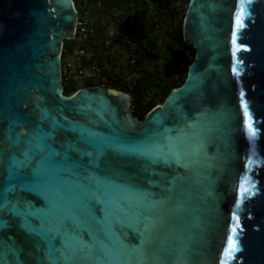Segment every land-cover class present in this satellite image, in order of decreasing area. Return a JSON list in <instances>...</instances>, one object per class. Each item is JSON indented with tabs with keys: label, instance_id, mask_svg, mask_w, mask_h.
<instances>
[{
	"label": "water",
	"instance_id": "1",
	"mask_svg": "<svg viewBox=\"0 0 264 264\" xmlns=\"http://www.w3.org/2000/svg\"><path fill=\"white\" fill-rule=\"evenodd\" d=\"M77 17L0 0V264H264V0H189L194 58L142 119L125 90L63 93Z\"/></svg>",
	"mask_w": 264,
	"mask_h": 264
},
{
	"label": "trees",
	"instance_id": "2",
	"mask_svg": "<svg viewBox=\"0 0 264 264\" xmlns=\"http://www.w3.org/2000/svg\"><path fill=\"white\" fill-rule=\"evenodd\" d=\"M80 3L74 0L78 15L86 13L91 23L100 25L94 41L77 36L63 40L62 61L65 51H86L78 59L86 73L65 82L63 93L70 95L81 87L99 85L125 90L132 97V113L144 118L184 81L194 58L193 46L185 43L182 35L189 0H88L87 9L79 7ZM107 23L134 32L132 48L139 56L133 63L126 57L130 46L115 38L109 44L104 42Z\"/></svg>",
	"mask_w": 264,
	"mask_h": 264
},
{
	"label": "built area",
	"instance_id": "3",
	"mask_svg": "<svg viewBox=\"0 0 264 264\" xmlns=\"http://www.w3.org/2000/svg\"><path fill=\"white\" fill-rule=\"evenodd\" d=\"M88 6V0H81L79 7L87 9ZM76 12L78 13L77 9ZM99 25V23H91L90 18L86 13L78 15L74 38L77 36L83 40L94 41L97 37L96 30L97 26ZM104 34V42L106 44H109L110 42H112V38H115L119 43H123L127 46H130V49L127 51L126 54L128 62L133 63L135 59L139 56V52H135L132 48L134 44V32L131 33L128 30L117 28L114 24L107 23ZM142 43H144V40H142ZM143 47L144 46L142 45L140 52L142 51ZM65 52L66 56L64 57L63 61L61 59L63 84L65 82L71 81L72 79L81 77L86 73L84 67H82L78 62L80 56L86 55V51L84 49H79L75 51L74 54L68 53L67 51Z\"/></svg>",
	"mask_w": 264,
	"mask_h": 264
},
{
	"label": "snow or ice",
	"instance_id": "4",
	"mask_svg": "<svg viewBox=\"0 0 264 264\" xmlns=\"http://www.w3.org/2000/svg\"><path fill=\"white\" fill-rule=\"evenodd\" d=\"M243 14V10H241V15ZM237 27H243V23H242V20H241V17L238 16L236 18V21H235ZM233 44L235 45L237 43L236 41V32L234 31L233 33V40H232ZM234 55H235V52H234ZM233 71L236 72L237 71V68L234 66L233 67ZM245 114L247 115V107L245 106ZM248 127H249V131L252 135H255V132L253 131V128H252V124H251V120H249V124H248ZM241 188H242V191L243 192H247L248 189L247 188H244L243 185H241ZM234 219H236V223L233 225V227L231 228V235L229 237V240H228V245H227V255L229 257H231V255L235 252H237L239 250V244H238V229L240 227V224H239V220L238 218H236L234 216Z\"/></svg>",
	"mask_w": 264,
	"mask_h": 264
},
{
	"label": "rangeland",
	"instance_id": "5",
	"mask_svg": "<svg viewBox=\"0 0 264 264\" xmlns=\"http://www.w3.org/2000/svg\"><path fill=\"white\" fill-rule=\"evenodd\" d=\"M75 50H76V48H75Z\"/></svg>",
	"mask_w": 264,
	"mask_h": 264
}]
</instances>
